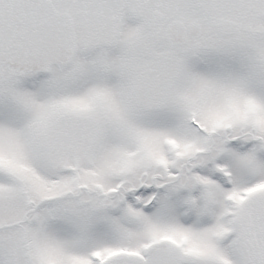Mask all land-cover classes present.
<instances>
[{"label": "snow or ice", "instance_id": "obj_1", "mask_svg": "<svg viewBox=\"0 0 264 264\" xmlns=\"http://www.w3.org/2000/svg\"><path fill=\"white\" fill-rule=\"evenodd\" d=\"M0 264H264V0H0Z\"/></svg>", "mask_w": 264, "mask_h": 264}]
</instances>
